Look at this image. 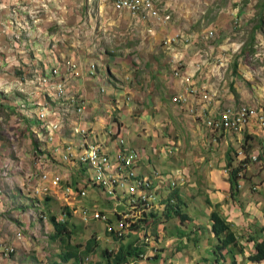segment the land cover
Listing matches in <instances>:
<instances>
[{
    "label": "rangeland",
    "instance_id": "rangeland-1",
    "mask_svg": "<svg viewBox=\"0 0 264 264\" xmlns=\"http://www.w3.org/2000/svg\"><path fill=\"white\" fill-rule=\"evenodd\" d=\"M262 1L152 0L150 10L132 13L116 9L111 0H0V140L11 154L23 147L27 118L31 115L29 119L37 121L42 105L67 115L61 140L58 134L50 138L62 148L87 140L100 144L110 158L109 150L115 145L138 152L145 148L143 167L149 156L151 166L167 177H175L178 168L189 173L177 190L168 193L164 210L156 207L146 212L137 225L140 232L120 239L108 231L107 222L82 217V204L91 208L89 216L95 210H108V193L73 201V212L54 195L64 194L70 186L86 189V168L73 165L81 173L76 185L63 179L62 188L47 194L50 200L44 202L49 223L50 215L67 214L68 233L54 240V230L44 227L32 235L27 232L33 247L11 241L17 248L15 255L26 250L29 260L46 264L57 260L58 264H114L120 247L131 245L142 251L135 260L147 259L140 264H259L248 260L247 255L255 251L252 239L247 246L241 245L240 260H236L237 245L226 253H213L210 244L206 249L205 240L212 239L208 234L211 214L204 209L212 204L211 179L229 182L231 171L238 169V181L256 179L264 210V128L254 127L250 134H214L204 120L231 104H264ZM61 82L62 98L67 95L70 101L49 97L52 86ZM80 107L84 110L76 115ZM76 123L85 133H75ZM42 138L38 127L30 134L33 145ZM169 142L176 144L171 158L155 157L152 147ZM158 158L169 163L163 166ZM252 183L246 182L243 192ZM177 207L191 222L182 220ZM190 210L204 215L201 235L195 220L186 214ZM215 210L221 213L218 206ZM110 218L117 227L118 222ZM3 220L0 216V226H8ZM6 229L11 234L0 241V247L8 246L6 241L17 234L9 226ZM219 243L214 244L215 250ZM179 252L184 256L179 257ZM192 252L200 253L201 260L191 263L187 257ZM67 254L76 257L63 262Z\"/></svg>",
    "mask_w": 264,
    "mask_h": 264
},
{
    "label": "built area",
    "instance_id": "built-area-1",
    "mask_svg": "<svg viewBox=\"0 0 264 264\" xmlns=\"http://www.w3.org/2000/svg\"><path fill=\"white\" fill-rule=\"evenodd\" d=\"M116 9L128 10L132 13H139L142 10H150L153 7L152 0H111ZM49 97L54 100L60 101L61 99L70 101V97L66 95V98H62L65 95V87L61 83L54 84ZM67 94V93H66ZM34 105V104H33ZM37 105V104H36ZM40 108L36 113L37 120L40 122L38 131L43 134V140L50 141V138L61 136L62 130L65 128L66 114L56 111L53 108H47L46 106L39 105ZM83 108H78L77 112H83ZM29 118L33 117L31 115ZM204 122L214 134H242L247 132L250 134V130L254 127H258L260 130L264 128V104H231L221 112H216L210 116H206ZM76 123L75 133H85L84 130L78 128ZM48 135V137H46ZM76 136V134H73ZM16 150V149H14ZM79 150V152H77ZM65 151V152H64ZM62 159L61 162L70 163L76 165L78 168L81 166L86 168L85 174L87 176L86 181L89 186L94 187L95 191L98 190V195H109V209L94 211L93 215L89 216L88 212L91 208L86 207L85 204L81 205L82 217L84 221H103L107 222V228L110 233H115L118 237L124 236L133 232H140L137 225L145 219L144 214L151 213L156 207L164 210L166 208L168 200V193L177 190L178 177L170 178L166 176L150 177L138 172V168L142 161H144L143 154L136 150L124 153L120 152L116 156L111 158L101 148L100 144H91L87 140L83 144L76 145L70 143L68 150L63 148L61 150ZM157 155L158 152L171 154L172 149L163 148L162 150H154ZM166 154V155H167ZM40 159L48 158L44 153L38 154ZM113 157V158H112ZM149 159V156H147ZM257 155L253 156V160H257ZM39 169L36 172H31L27 175L26 179L28 183L37 181L29 195L35 200L42 196H48L51 192L61 189L60 186L62 180L66 179L62 174H52L45 170L46 164L38 162ZM157 173H153L155 175ZM2 177H9V169L5 168L1 172ZM163 178V179H162ZM163 183L160 184V180ZM69 192V194L67 193ZM65 196L67 203L76 201L77 199L84 200L88 197L87 189L78 190L74 187L66 188ZM86 196V198H85ZM112 201L116 204L112 205ZM171 203H173L170 200ZM68 206V205H67ZM96 208V207H95ZM33 219L37 222L46 223L49 221V217L46 214L42 205L35 201L33 204V210L30 211ZM114 217L118 222L117 227L112 225L111 218ZM67 214H62L58 220L63 223ZM21 239V234H17ZM146 242H149L147 238ZM15 252L13 246L0 247V254L3 258H10ZM147 261V259H144ZM145 263V262H144Z\"/></svg>",
    "mask_w": 264,
    "mask_h": 264
},
{
    "label": "crops",
    "instance_id": "crops-1",
    "mask_svg": "<svg viewBox=\"0 0 264 264\" xmlns=\"http://www.w3.org/2000/svg\"><path fill=\"white\" fill-rule=\"evenodd\" d=\"M27 119H28L27 124L29 125H27L25 128L27 131L24 133L26 138L23 139L24 140L23 147L14 150L13 152L14 154H11L10 149L7 148L6 146L7 143H5L4 141L1 142L0 140V216L5 219L3 220V223L5 221L7 222L6 224H8V226L11 228L10 231H16L17 234L20 233L21 236L23 235L21 239H19L17 234L14 233L11 240L6 241L7 242L6 245L12 246L11 241L16 240L18 244L23 243L25 248L30 249L33 247V243L32 241L28 240V237L26 236L27 232H29V234L35 232L37 233L42 231V227H44L47 231H52L54 230L53 229L54 227H52L49 221L46 223L35 221L32 215L30 214L31 207H33L35 201L39 202L40 205H42V207L44 208L45 199L48 201L50 200V197H48L49 195L42 196L33 200L30 197L29 193L31 189L38 183L37 181L28 183L26 179L27 175L30 174L31 172H36L39 169L38 162H43L44 164H46L45 170L51 172L52 174L53 173L62 174L66 178L65 181L75 182L77 175L81 173L80 170H78V168L72 167L73 165H71L70 163H64L61 162V160H59L60 159L59 157L62 156L61 150H63V148L61 147V144H55L56 140L53 143L50 141H45L43 139H41L40 141L38 139L39 145H33L31 143L30 134L34 130L36 131V127H39L40 122L38 120L35 121L34 119H29V118ZM66 138L69 139L67 135L65 139ZM34 139L36 140L35 137ZM57 139L61 140V136L60 137L57 136ZM160 142L163 143V141ZM212 143L215 144L214 141ZM155 144L161 145L160 143H155ZM173 145L176 146L174 142L173 143L169 142V145L164 144L161 147L153 146L152 149L159 151L165 147L166 148L171 147L173 152L176 150L175 146ZM52 147H56V148L52 150ZM136 149L137 148H131L127 146L119 147L118 145H115V149L109 151L112 156H116L120 152H124V151L130 152ZM145 151L146 149L142 148L140 149L139 152L143 153ZM40 153H44L45 155L48 156V158L44 157L45 159L41 158V160H39L40 156L38 154ZM166 154L167 153H162L161 155V153L158 152L155 157L160 158L161 156H164L165 158L170 159L172 155L171 154L166 155ZM159 158L157 159V161L163 162V166H165V162H167V160L164 161ZM151 162L152 159L149 158V163L143 167L145 161H142V163L138 168V172L140 173V171H142L143 175H148L150 177L159 178V176H163V178H166L165 175L158 172L156 167L151 166ZM5 166L9 169L10 176L7 178L2 177L1 175V172L5 168ZM169 167L170 166L168 165L167 168ZM154 172L157 174L153 175ZM168 172L169 175L170 173L174 172L173 168L169 169ZM188 174L189 173L186 168L176 169L175 175L178 177L177 179L178 184L184 183L186 178L189 177ZM84 176L87 178L86 175ZM173 177L174 176L172 175L170 176V178ZM86 178L83 180V184L87 185L86 189L88 192V196L93 197V195H96L97 192L95 191L94 187L92 188V186H89V184L85 182ZM162 179L160 180V184L163 183ZM77 182H75L74 185H76ZM246 182L247 183L253 182L254 184L253 183L250 184L249 188H247V191L243 192L244 190H246ZM255 183H257L256 179H253L252 176L250 178H246V180L240 179L238 181L239 184L238 190L232 195L231 184L229 182L225 180L219 181L217 179L212 178L211 179L212 189L208 190L209 199L212 204L211 206L207 205L204 211H206L205 212L206 215L207 214L210 215L213 212V207L218 206V210H220L222 213L221 215L224 218H226L228 222L232 224L234 228L233 231L235 232L237 241L239 242L237 244V247H240L239 252L235 249L238 253V257L236 258V260H240L241 258H243V253L241 252L242 247L247 246L249 243L248 241L250 239H252L250 240V242L264 241V210L261 211V208H263V201L261 200V197L258 195L260 193L257 191L261 188L259 184H255ZM218 187H221L222 190L219 189ZM54 195H56V197L59 200L63 201V206L68 205L69 209L72 212L75 211V209L73 208L75 207L73 201L67 203L65 193L64 194L62 193L60 195H58V193H55ZM48 206L50 207V205ZM186 214H188L189 217H192L191 219L193 221L195 220V223H197L198 226L195 230L197 231V229H199L198 230L199 235H201V233H203L202 232L203 230H201V225H203V222L201 221L200 218L201 216L204 215L200 214L199 210H197V212H195L194 214H192L190 210V212ZM192 215H198V218L195 219ZM186 220L188 223L191 222L188 218ZM211 223L212 222H210V225L208 226L209 229L208 234L210 235V237H212V239L205 240V242L207 243L205 244L204 247L207 249L208 244L213 245L212 247V249L214 250L213 253H216L214 244L217 243L218 238H216L212 233ZM8 226L7 225L5 226V224H2L0 226V241L1 240L5 241L6 237L8 239V236L11 234V232L9 233V231H7L6 229ZM32 229L34 231H32ZM7 233L9 234L7 235ZM244 234H246L247 236L246 238H242ZM215 239L216 242L213 243L212 240ZM196 242H198V239H196ZM201 242L202 241L199 242V245ZM199 245H198L200 249L199 251L201 252V248H200L201 246ZM16 249L17 248H15V252L10 258H0V264H41L40 262H43V260H39V259L29 260L30 258L25 254L26 250H23V254L18 253L15 255ZM252 251L255 252L254 249ZM226 252H228V250L221 253H226ZM250 255L247 256L249 257ZM183 256L184 255L182 254V252H179V257H183ZM201 256L202 255L200 253L198 255V252H192V255L188 256L187 258L192 263L195 260H201ZM161 260H165V259H161ZM46 263L47 262H43L42 264H46ZM57 263H60V260H57Z\"/></svg>",
    "mask_w": 264,
    "mask_h": 264
},
{
    "label": "trees",
    "instance_id": "trees-1",
    "mask_svg": "<svg viewBox=\"0 0 264 264\" xmlns=\"http://www.w3.org/2000/svg\"><path fill=\"white\" fill-rule=\"evenodd\" d=\"M262 11L264 12V0L262 1ZM262 12V13H263ZM264 16V15H263ZM262 16V17H263ZM261 17V18H262ZM264 20L263 18L261 21ZM261 28V24L259 26ZM231 166V160L228 159L227 167L228 169ZM238 169L231 171V177L229 183L231 184V193L232 195L237 191L238 187V179L237 176ZM177 214L181 216L182 220L187 219V216L184 214H181V212L178 210V207L176 208ZM70 215V214H69ZM59 217L55 215H50V222L54 227V235L53 239H59L62 238V234L68 233V222L61 223L58 220ZM211 222H212V233L216 238H218V241L220 242L219 245L216 247V253H221L224 250H227L231 246L237 245V237L235 235V232L232 229V224L228 222L226 218H224L221 213L217 210L213 211L211 213ZM223 236V238H222ZM142 251L138 249H134L131 245H123L120 247L118 253H116L114 258V264H126L127 262H131L132 260H135L134 257L138 254H140ZM105 255L107 252L104 253ZM75 254H67L62 259L63 262H68L71 259L75 258ZM248 260L252 263H264V241H255V252L251 256L248 257ZM58 264V263H54ZM235 264V263H234Z\"/></svg>",
    "mask_w": 264,
    "mask_h": 264
},
{
    "label": "bare ground",
    "instance_id": "bare-ground-1",
    "mask_svg": "<svg viewBox=\"0 0 264 264\" xmlns=\"http://www.w3.org/2000/svg\"><path fill=\"white\" fill-rule=\"evenodd\" d=\"M138 261H144V260H132L131 262L126 263V264H140V263H137ZM141 263H143V262H141Z\"/></svg>",
    "mask_w": 264,
    "mask_h": 264
}]
</instances>
